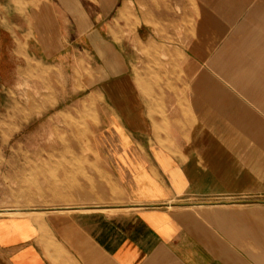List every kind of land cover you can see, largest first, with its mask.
<instances>
[{"label":"crops","instance_id":"0c3cea01","mask_svg":"<svg viewBox=\"0 0 264 264\" xmlns=\"http://www.w3.org/2000/svg\"><path fill=\"white\" fill-rule=\"evenodd\" d=\"M244 1H208L228 3L227 12L202 14L192 49L168 45L177 75H166L164 92L140 91L136 45L92 50L102 62L95 91L106 101L101 147L123 202L0 209L8 213L0 215V264H264V199L246 198L264 195V167L254 171L251 149L248 157H221L224 142L206 146L199 135L213 130L206 122L215 117L244 133L249 147L264 149V0L250 11L241 10ZM75 4L0 0V83L76 59ZM101 14L110 13L101 7ZM110 55L122 90L104 77L113 73ZM153 100L163 101V113ZM183 115L200 117L185 135L177 121Z\"/></svg>","mask_w":264,"mask_h":264},{"label":"rangeland","instance_id":"374dc122","mask_svg":"<svg viewBox=\"0 0 264 264\" xmlns=\"http://www.w3.org/2000/svg\"><path fill=\"white\" fill-rule=\"evenodd\" d=\"M74 1L77 31L70 36V42L76 46V59L40 71L34 69L23 80L18 74L10 83H0V209L65 206L106 209L122 203V192L101 147L106 101L95 91L101 84L102 62L92 50L101 45L105 50L108 46L131 50L136 45L140 55L137 66L140 91L164 92L166 75L172 79L177 75L175 58L168 57V45L183 52L192 49L198 41L202 14L215 8L227 12L229 6L208 3L212 0ZM255 1L245 0L241 10H252ZM122 3L125 6L119 9ZM101 7L106 14L110 13L108 19L101 20ZM22 8L23 5L17 12ZM108 60L113 73L104 77L113 82L114 91L122 90V84L116 85V59L110 55ZM129 76H133L131 72ZM117 102L114 101V108ZM153 103L157 111H165L163 101ZM194 118L200 122V117L190 115L177 119L184 135ZM230 120L239 122V117L231 116ZM206 126L213 127L199 134L204 136L206 146H213L208 144L212 139L224 142L219 156L248 157L251 149L254 171L264 167V149L249 147L244 142V133L215 117ZM249 134L253 139L261 138L260 133ZM122 139L128 140L125 135ZM204 149L216 154L218 150ZM242 166L239 162L236 165L237 169ZM246 198L264 199V195Z\"/></svg>","mask_w":264,"mask_h":264}]
</instances>
